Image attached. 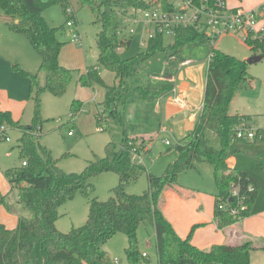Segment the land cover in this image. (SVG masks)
I'll return each mask as SVG.
<instances>
[{
  "label": "trees",
  "instance_id": "trees-1",
  "mask_svg": "<svg viewBox=\"0 0 264 264\" xmlns=\"http://www.w3.org/2000/svg\"><path fill=\"white\" fill-rule=\"evenodd\" d=\"M89 8L101 25L96 43L99 50L98 64L115 74L116 83L108 85L96 66H89L79 82L83 87L100 86L106 91L100 104L98 124L116 120L122 127L123 138L106 147V156L88 163L80 174L62 171L52 152L40 145L44 119L42 95L50 93L64 96L70 88L74 73L60 64V55L66 44L63 35L65 26L52 27L45 18V11L59 5L66 16L71 7L68 0H0V8L8 18L7 25L16 35L25 36L41 57L38 74L25 71L19 64L14 70L27 78L31 84V99L34 104V119L31 125L14 122L9 112L0 111V123L22 132L19 142L22 167L8 170L12 194L19 189L18 203L33 214L32 219L21 218L18 227L8 229L0 224V264H102L106 259V245L117 235L127 236L129 246L126 256L130 264H141L139 229L154 226L159 264H251V243L239 246L215 245L210 250H201L192 244V235L183 239L165 217L162 209L163 195L167 189L179 187L181 175L197 170L199 165L212 168L218 193L215 199V220L224 230L242 220L264 213V138L253 141L237 138L236 127L242 120L250 119L240 114H231L230 108L238 90L248 80L246 60L238 59L214 48L207 70L205 101L202 115L196 128L179 140L174 150L177 159L170 163L164 174L148 173L143 164L132 160L133 149L140 156L147 152L152 139L134 136V129L126 121L127 107L137 102H153L170 95L174 85L169 82L153 84L152 74L144 69L146 63L158 54L166 58L178 55L190 44L202 38L194 30H183L170 44L162 37L150 40L147 47L130 58H123L118 47L129 48L133 38L124 41L119 37V10L149 8L143 0H80ZM67 18V16H66ZM252 51L264 54V38L245 43ZM182 59V58H179ZM40 74L44 81L41 82ZM83 103L75 100L71 107L74 121L80 114ZM100 126V127H101ZM71 132V131H70ZM208 132L219 138L221 148L210 144ZM236 159L230 168L228 161ZM26 163V166L23 165ZM119 176V185L105 202L94 197L96 186L93 178L103 173ZM148 175V189L141 195H131L127 187ZM233 182L241 185L242 193L252 185L254 191L247 193L246 209L232 215L231 209L238 205L230 198ZM89 200V216L85 225L73 228L68 233L58 230L60 209L77 196ZM5 203L2 197L0 205Z\"/></svg>",
  "mask_w": 264,
  "mask_h": 264
},
{
  "label": "rangeland",
  "instance_id": "rangeland-1",
  "mask_svg": "<svg viewBox=\"0 0 264 264\" xmlns=\"http://www.w3.org/2000/svg\"><path fill=\"white\" fill-rule=\"evenodd\" d=\"M42 1L46 3L49 0ZM68 2L71 8L73 7L77 12L76 20H78V28L80 26L79 30L84 39L83 48L89 56V64L98 67L102 78L108 85H114L116 83L115 74L105 70L98 64L99 50L97 48L96 38L101 31V25L96 23L91 10L80 4V0H68ZM1 14L2 10L0 8ZM44 15L52 27H66L67 18L61 6L55 5L50 7L45 11ZM136 30H139L142 36H136L131 46L123 50L121 53L123 58H130L146 48L142 46V42L146 38L145 34L143 31L141 32L138 26ZM71 35L72 32L70 29L66 28L65 37L63 35H60V37L65 42L72 43ZM173 41V38H165L166 45ZM214 48L238 59H244L245 57L249 59V57L256 56L259 53L249 49L244 43V36L240 35L238 37H224L216 43V46L210 40L199 38L196 44H190L184 47L177 56L183 59L204 57L207 58L209 65V57ZM166 56L164 53L158 54L144 66V69L152 74L153 84H158L153 76L162 75L164 72V64L172 63ZM37 72L39 70L33 73ZM79 75L80 73L76 70L70 88L64 96L55 97L50 93H44L42 95V117L45 122L38 142L52 152L54 159L58 162L59 168L69 174H80L84 172L89 162L94 161L96 158H104L106 156V147L109 143L113 141L120 143L123 138L122 127L116 120H110L109 128L105 131H99L101 124H98L97 114L100 111V104L104 101L106 94L103 87L95 85L91 87L92 90L82 91L84 97H91V99L83 104L79 116L74 121L72 120L71 107L72 103L77 100L76 92ZM23 82L26 84V88L22 89V91H25V96L29 98L32 94L30 81L17 73L14 70L13 64L6 71L5 69H1L0 95L6 90L10 93L20 91L19 87ZM96 92L98 93V97L94 101L93 97ZM230 113L249 117L256 127L264 125V59L261 62L249 64L248 80L238 90L236 98L231 105ZM33 119L34 107L32 103H29L23 116L22 126L31 125ZM105 125L104 123L102 126L105 127ZM70 131L74 132L73 136H69ZM9 135L11 138L10 142L0 140V199L2 196L9 195L12 192V186L6 176V172L22 167L19 149L22 132L18 129H12ZM211 136L210 132H208L211 146L220 149L221 142L219 138H211ZM174 146V143L173 146L169 147L162 145L158 141L155 143L152 151L145 155L146 162L144 166L148 173L154 175L160 173L158 176L164 174L169 163L172 161V156L177 155ZM93 183L96 186L94 197H97L99 201L105 202L112 196V190L119 185V176L112 172L103 173L94 177ZM179 184L183 185V191L197 192V194L203 195L202 207L205 211H207L210 204L212 209V195H216L218 191L212 168L209 165L202 164L198 170L185 173L181 176ZM147 189L148 175L145 173L137 182L131 183L127 187V192L131 195H141ZM18 194L19 189L10 197L12 209L9 205H0V221H2L1 216L3 218H14L19 216L20 210L21 212L23 211V205L18 203ZM27 212L32 219L33 214L30 211ZM60 214V223H65L69 227L77 216L84 214L82 224L80 225L83 226L86 224L89 216V200L79 195L61 207ZM25 216L28 217L27 213H25ZM194 228L192 238L199 227L195 226ZM151 233L150 225H143L139 230V239L141 238L146 242L149 240ZM254 233L256 234H253L254 237L252 238L254 250L252 251L251 264H264V215L259 217V227ZM144 251L150 254L152 253L151 248L145 247Z\"/></svg>",
  "mask_w": 264,
  "mask_h": 264
},
{
  "label": "crops",
  "instance_id": "crops-1",
  "mask_svg": "<svg viewBox=\"0 0 264 264\" xmlns=\"http://www.w3.org/2000/svg\"><path fill=\"white\" fill-rule=\"evenodd\" d=\"M229 5L233 9L244 8L246 10H251L264 5V0H230ZM72 9L77 18V12L73 7ZM8 20L9 19L4 16L2 11L0 15V70L5 69L6 71L12 64H19L27 72L33 73L38 70L40 71L41 57L36 53L30 41L25 36L16 35L10 31L7 25V22H9ZM66 28H68L67 25L63 31L64 37L66 35ZM68 29L73 33L72 28ZM79 29L80 26L78 30ZM62 40L64 41V39ZM83 42V37L82 43L72 44L73 42H66L59 60L63 67L71 69L73 73H75L76 70L80 73L77 80L76 97L77 100L85 104L87 101H90L91 97H84L82 91L92 90V88L83 87L79 79L81 75L87 72L89 66L94 65L89 64V56L83 48ZM247 58L248 57H245L243 60H248ZM186 59L191 60L192 63L183 67L181 70H177L179 60ZM186 59L182 58L172 63L164 64L163 74L153 76L154 80L158 83L163 82V76L165 78H170L171 76L175 78L179 91L177 96H180L179 100L182 104L176 102V95L170 94L153 102L132 103L126 109V121L133 127L134 136L147 140L152 139V141L148 143L147 152L143 156L144 164L146 162L145 155L152 151L157 141L168 147L173 146V143L176 144L196 128L202 115L206 92V76L209 66L208 61L207 58L204 57ZM38 73L39 72L33 74ZM40 79L43 83V75H40ZM24 88H26V84L23 82L20 84V91H13L10 93L6 90L0 95V111L11 113L13 121L20 122L21 125L23 123L22 120L26 107L29 103L33 104L31 95L27 98L25 96V91H22ZM211 138H215V136L212 135ZM167 142L169 144H167ZM176 159L177 155L172 156V161L170 163L174 162ZM227 163L230 168H234L236 166V159L231 158ZM201 165H199L198 169ZM159 174L160 173H157L156 175ZM182 187L183 185L179 184V187L167 189L162 200L164 215L173 225L180 237L183 239L188 238L193 227L198 226L199 228L192 238V244L201 250L208 251L215 245L239 246L245 243L253 244L252 238L254 237L253 234H256L254 232L257 231L259 227V217L264 215V213L247 218L240 223L220 230L215 220L216 195H212V209L210 204L207 211H205L202 207L204 200L203 195L197 194V192L183 191ZM11 196L12 192L2 197L5 198V203L3 205H9L12 209ZM20 212L18 214L19 216L14 218H3V216H1L2 221H0V224L5 225L10 230H14L18 227L21 218L31 219L25 208H23L21 213ZM25 213H27L28 217L25 216ZM83 216L84 214L77 216L70 227L65 223H60L59 220L57 222L58 230L63 233H68L73 228L82 227L80 225L82 224ZM150 227L152 233L149 240L145 242L143 239H139V250L143 257L141 264H159L156 233L154 226L150 225ZM128 246L129 241L126 235L119 234L115 236L105 247L107 256L102 264H130L126 256ZM145 247L151 248L152 253L145 252Z\"/></svg>",
  "mask_w": 264,
  "mask_h": 264
},
{
  "label": "built area",
  "instance_id": "built-area-1",
  "mask_svg": "<svg viewBox=\"0 0 264 264\" xmlns=\"http://www.w3.org/2000/svg\"><path fill=\"white\" fill-rule=\"evenodd\" d=\"M150 5L149 8H131L127 11L119 10L117 16L120 21L118 30L119 37L124 41L134 39L136 36L145 34V39L142 46L147 47L150 40L156 38H173L174 40L180 35L183 30L190 29L198 33L202 39L210 40L214 46L216 43L227 36H244V43L250 40H259L264 38V5L258 6L251 10L244 8H231L230 0H143ZM68 28L73 29V43H82V36L78 30V22L75 12L70 7L66 11ZM143 39V37H142ZM124 48L118 47V53H122ZM211 56V55H210ZM210 59V57H209ZM170 61L179 60L177 55L169 57ZM192 63L191 60H179L177 70ZM163 82H169L174 85L170 94L178 95L176 79L162 77ZM98 93H95L93 100L96 101ZM180 96L175 98L179 104ZM10 128L6 124L0 123V140L10 142ZM99 131H105V127H99ZM238 139L253 141L259 136V139L264 138V125L256 127L250 119H245L236 127ZM74 132H69L72 136ZM167 144H169L167 142ZM132 160L137 164L144 165V158L137 153L136 149L132 151ZM26 166V163H23ZM254 191L252 185L247 187V190L242 193L241 185L233 182L230 186L231 200H237L238 205L231 209L232 215H238L246 209L245 201L247 193ZM146 256V255H145Z\"/></svg>",
  "mask_w": 264,
  "mask_h": 264
},
{
  "label": "water",
  "instance_id": "water-1",
  "mask_svg": "<svg viewBox=\"0 0 264 264\" xmlns=\"http://www.w3.org/2000/svg\"><path fill=\"white\" fill-rule=\"evenodd\" d=\"M264 59V54L261 55H256V56H252L251 58H249L247 61L248 64H254V63H258L263 61Z\"/></svg>",
  "mask_w": 264,
  "mask_h": 264
}]
</instances>
